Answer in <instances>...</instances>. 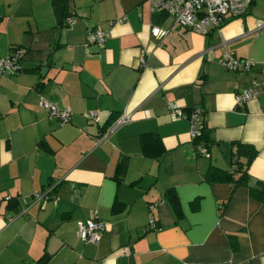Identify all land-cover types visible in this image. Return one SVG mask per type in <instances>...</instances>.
<instances>
[{
    "label": "crops",
    "instance_id": "0c3cea01",
    "mask_svg": "<svg viewBox=\"0 0 264 264\" xmlns=\"http://www.w3.org/2000/svg\"><path fill=\"white\" fill-rule=\"evenodd\" d=\"M69 10L75 20L59 26L51 0H0V58L25 51L18 72H0V264H264V87L235 101L264 80V0L206 35L148 0H70ZM93 29L109 33L102 46L86 45ZM225 51L251 70L225 68ZM41 97L70 120L48 117ZM172 103L186 116L199 107L204 134L193 140ZM234 142L257 149L248 185L206 181L211 166L231 168ZM94 214L105 231L83 242L77 222Z\"/></svg>",
    "mask_w": 264,
    "mask_h": 264
},
{
    "label": "built area",
    "instance_id": "2783aa9c",
    "mask_svg": "<svg viewBox=\"0 0 264 264\" xmlns=\"http://www.w3.org/2000/svg\"><path fill=\"white\" fill-rule=\"evenodd\" d=\"M153 12H165L171 15L176 24L189 28L195 32L206 35L212 29L219 28L226 21V17H240L249 10L254 0H148ZM74 15L67 17L66 22L73 23ZM124 18L120 19L121 21ZM258 28L264 27V20L257 21ZM152 35L162 37L167 30L158 25H152ZM108 32L102 29H93L88 32L86 45L98 44L102 46L108 36ZM25 51L22 48H15L7 56L0 58V72L15 74L20 70V60ZM142 64L145 63V57L140 58ZM220 63L227 69L250 71L252 61L250 59L238 58L231 53L225 51L220 57ZM264 87V80L252 77L247 86L240 88L235 93V101L238 105H243L258 94L259 88ZM41 105L50 118H56L61 125L67 123L71 114L68 110L62 109L50 101L41 97ZM173 115L177 118H188L189 135L193 140L198 139L202 135L204 128L203 117L199 107L194 108L188 116H186L180 106L175 103L171 104ZM88 119H99L98 111L90 110L84 113ZM130 120L129 115L123 114L116 119L108 128L112 131L118 125L126 123ZM105 133L102 136H105ZM196 149L200 154L209 155L208 148L198 143ZM9 198V196H8ZM37 200L48 198L47 193H35ZM155 204H149L150 210ZM105 223L96 214L84 220L77 222V236L83 242H98L105 231ZM156 228V219L152 213L149 215L147 229Z\"/></svg>",
    "mask_w": 264,
    "mask_h": 264
},
{
    "label": "trees",
    "instance_id": "16d2710c",
    "mask_svg": "<svg viewBox=\"0 0 264 264\" xmlns=\"http://www.w3.org/2000/svg\"><path fill=\"white\" fill-rule=\"evenodd\" d=\"M69 1L70 0H51V6L54 13V16L56 18V22L59 26H66L68 27L70 24L66 22L67 17L73 15V13L69 10ZM87 40V39H86ZM15 48H21L19 46H12L10 47V52L13 51ZM111 120L107 127L115 120ZM106 127V128H107ZM205 131V125L202 129V135ZM145 141L153 142L151 145L148 146L149 152L153 153L154 151H158L156 149L157 145L159 144V137L156 134H148L143 138ZM234 148H232L231 151V168H221L217 166H211L207 172L204 175V179L209 182H215V181H234L238 184H244L248 185V169L250 167V164L252 163L253 159L255 158L257 154V149L249 144V143H242V142H234L233 143ZM151 147V148H150ZM147 150V147H146ZM264 196V187H262V190H257V194ZM166 194L170 197L171 201L173 202V205L175 210L177 211L178 215L180 213L179 207L176 205V195L174 194V191L168 190ZM119 203H115L113 205V209L116 210L117 205ZM226 203H223L222 206L224 207Z\"/></svg>",
    "mask_w": 264,
    "mask_h": 264
},
{
    "label": "water",
    "instance_id": "95a60500",
    "mask_svg": "<svg viewBox=\"0 0 264 264\" xmlns=\"http://www.w3.org/2000/svg\"><path fill=\"white\" fill-rule=\"evenodd\" d=\"M46 71H47V67L42 66V67H41V70H40V73H41L42 75H45Z\"/></svg>",
    "mask_w": 264,
    "mask_h": 264
},
{
    "label": "rangeland",
    "instance_id": "374dc122",
    "mask_svg": "<svg viewBox=\"0 0 264 264\" xmlns=\"http://www.w3.org/2000/svg\"><path fill=\"white\" fill-rule=\"evenodd\" d=\"M88 8V7H87Z\"/></svg>",
    "mask_w": 264,
    "mask_h": 264
}]
</instances>
